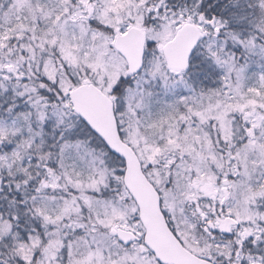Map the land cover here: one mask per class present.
<instances>
[{
  "label": "rangeland",
  "instance_id": "obj_1",
  "mask_svg": "<svg viewBox=\"0 0 264 264\" xmlns=\"http://www.w3.org/2000/svg\"><path fill=\"white\" fill-rule=\"evenodd\" d=\"M30 1L33 5L8 0L2 9L0 51L14 50L15 37H26L28 62L64 94L71 79L90 80L114 96L120 136L158 190L162 210L183 245L216 261L244 240L259 250L261 257L253 264H264L263 26L223 33L216 22L189 13L185 22L195 19L203 39L190 70L173 76L156 46L173 35L179 21L169 12L155 14L156 0ZM129 26L144 30L150 44L142 70L131 79L111 46L114 29L124 32ZM254 57L262 62L250 66ZM8 79L1 73L0 90L21 105L0 116V178L9 177L14 189L29 178L28 205L45 226L39 236L15 244L12 255L21 264H156L138 242L123 248L110 235L119 225L141 236L137 209L122 185L123 167L72 124L76 119L68 99L53 107L51 118L74 135L58 146L61 181L70 192L53 194V177L46 185L36 166L28 172L40 133L30 121L42 113L38 116V104L27 107ZM120 81L128 84L114 94ZM218 212L238 222L229 240H211L203 231L205 223L218 220ZM8 232L3 224L0 236Z\"/></svg>",
  "mask_w": 264,
  "mask_h": 264
},
{
  "label": "trees",
  "instance_id": "obj_2",
  "mask_svg": "<svg viewBox=\"0 0 264 264\" xmlns=\"http://www.w3.org/2000/svg\"><path fill=\"white\" fill-rule=\"evenodd\" d=\"M27 4L33 5V1L25 0ZM160 5L155 9V14L169 12L176 18L178 24L184 23L186 16L189 13L203 16L205 20L216 22L220 30L232 33H245L252 25L263 26L264 28V0H156ZM8 0H0V13L7 4ZM194 23H198L192 19ZM37 29L34 33L37 38ZM219 33V32H218ZM220 36H222L219 33ZM218 35V36H219ZM255 36H259L253 33ZM53 37H56L54 34ZM264 37V35L262 36ZM26 37H15L16 46L13 50L11 47L6 52L0 51V75L5 73L9 76L10 81L15 87L22 92L23 96L18 95L19 99L24 102L27 107L38 104L40 111L38 116L42 113V118H37V115L30 121L31 127L38 128L40 133L35 136L32 151L33 161L29 167L28 172L33 173L34 166H36V174L40 179L44 176L46 185L49 183L48 179H55L53 187V194L67 196L70 190L67 185L61 181L62 153L58 149L61 143L65 144L70 141V137H74L72 131L65 129L62 123L54 122L51 118V111L54 106L59 105L65 99H68L67 94H64L61 88L55 82L42 76L34 67V62H28L27 51L24 48V39ZM19 39L21 43L19 42ZM147 44L146 46H149ZM152 46V45H151ZM12 55V56H11ZM194 54L192 56L191 65L193 64ZM260 59L253 58L249 63L250 66H256L261 63ZM264 65V63H263ZM1 70H4L3 72ZM205 74V73H203ZM207 74V73H206ZM70 86L78 85L70 79ZM127 81H120L114 91V94H119L127 86ZM14 93V92H13ZM13 95V94H12ZM9 93L0 90V116L7 110H15L21 105L18 99L9 97ZM56 104V105H55ZM43 106V108H42ZM75 116V115H74ZM73 125H77L82 131L92 136L98 143L106 150L104 145L85 127V125L75 116ZM38 121V123H37ZM36 122V123H35ZM4 146V144H3ZM38 150L39 153H38ZM107 151V150H106ZM108 152V151H107ZM46 153V154H43ZM42 154L44 156H42ZM108 155L117 159L121 167L122 161L115 155L108 152ZM53 172V173H52ZM1 176V174H0ZM29 178H25L24 185L19 189H14L13 184L9 183V177H1L0 180V229L4 224L8 232V237L0 236V264H21V258H15L12 251L15 244L18 242H25L28 236L40 235L44 232L45 226L31 211L28 205V191L32 187L28 182ZM38 179V180H39ZM36 188V182H34ZM44 184L40 187L46 186ZM20 187V185H19ZM52 189V188H48ZM18 190V191H17ZM20 190V191H19ZM28 237V238H27ZM26 240V241H27ZM229 240V239H228ZM255 242V240H253ZM251 242V241H250ZM252 243V242H251ZM249 243L243 240L239 248H235L230 252L224 254L222 259H216V264H253L261 256L259 250H251ZM240 261V262H239Z\"/></svg>",
  "mask_w": 264,
  "mask_h": 264
},
{
  "label": "water",
  "instance_id": "obj_3",
  "mask_svg": "<svg viewBox=\"0 0 264 264\" xmlns=\"http://www.w3.org/2000/svg\"><path fill=\"white\" fill-rule=\"evenodd\" d=\"M202 36L200 27L192 23L180 24L170 40L157 46L170 73L177 75L188 69L192 53ZM111 45L124 59L128 75H136L143 66L144 32L135 26L127 27L123 33L115 29ZM67 94L72 111L109 152L123 161V186L137 207L138 219L144 229L143 244L158 264H214L187 250L169 228L157 190L143 173L133 149L120 138L112 100L90 82L71 88ZM235 224L233 218L225 217L220 227L221 234L229 236L230 228ZM206 228L212 230L213 224L207 222ZM111 233L123 245L137 240L134 234L117 226L111 229Z\"/></svg>",
  "mask_w": 264,
  "mask_h": 264
},
{
  "label": "flooded vegetation",
  "instance_id": "obj_4",
  "mask_svg": "<svg viewBox=\"0 0 264 264\" xmlns=\"http://www.w3.org/2000/svg\"><path fill=\"white\" fill-rule=\"evenodd\" d=\"M213 216H215V214L213 215ZM225 215H223V214H220V212H218L217 213V216H216V218H218V220L217 221H215V222H213V229L212 230H210V234L216 239V240H218V239H220V240H222L223 239V237H222V235L220 234V232H219V229H220V223H221V220H222V218L224 217ZM115 226H117L118 228H121V229H124V230H127V231H129V232H131L132 234H134L135 236H136V238H137V240H135V241H133V242H131V243H129L128 245H123V244H121L118 240H117V238H116V236H114V235H112V233H111V229L113 228V227H115ZM138 226H139V229H140V231H141V233H142V235L140 236V234H139V232L138 231H132V230H129V229H126V228H123V227H121V226H119V225H113V227L109 230V232H110V235L113 237V239L121 246V247H128V246H130L131 244H134V243H136V242H138L140 245H141V247L153 258V256L149 253V251L147 250V248L144 246V244H143V239H142V236H143V234H144V230H143V227L141 226V224H140V222L138 221ZM154 259V258H153ZM155 263H156V261H155ZM157 264V263H156Z\"/></svg>",
  "mask_w": 264,
  "mask_h": 264
}]
</instances>
